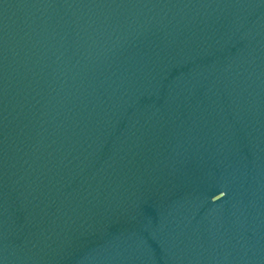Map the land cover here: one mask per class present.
Instances as JSON below:
<instances>
[{
	"label": "water",
	"instance_id": "1",
	"mask_svg": "<svg viewBox=\"0 0 264 264\" xmlns=\"http://www.w3.org/2000/svg\"><path fill=\"white\" fill-rule=\"evenodd\" d=\"M0 264H264V0H0Z\"/></svg>",
	"mask_w": 264,
	"mask_h": 264
}]
</instances>
